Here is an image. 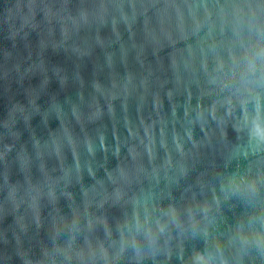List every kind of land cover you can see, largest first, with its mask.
Instances as JSON below:
<instances>
[{"label":"clouds","instance_id":"obj_1","mask_svg":"<svg viewBox=\"0 0 264 264\" xmlns=\"http://www.w3.org/2000/svg\"><path fill=\"white\" fill-rule=\"evenodd\" d=\"M0 264H264V0H0Z\"/></svg>","mask_w":264,"mask_h":264},{"label":"water","instance_id":"obj_2","mask_svg":"<svg viewBox=\"0 0 264 264\" xmlns=\"http://www.w3.org/2000/svg\"><path fill=\"white\" fill-rule=\"evenodd\" d=\"M54 87H55V85H54Z\"/></svg>","mask_w":264,"mask_h":264}]
</instances>
